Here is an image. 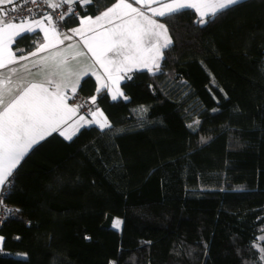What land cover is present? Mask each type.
<instances>
[{
    "label": "trees",
    "instance_id": "16d2710c",
    "mask_svg": "<svg viewBox=\"0 0 264 264\" xmlns=\"http://www.w3.org/2000/svg\"><path fill=\"white\" fill-rule=\"evenodd\" d=\"M158 19L172 41L159 69L135 70L116 100L96 93L110 127L52 133L3 186L0 264H264V0ZM95 92L83 77L78 93Z\"/></svg>",
    "mask_w": 264,
    "mask_h": 264
},
{
    "label": "snow or ice",
    "instance_id": "6c2138e0",
    "mask_svg": "<svg viewBox=\"0 0 264 264\" xmlns=\"http://www.w3.org/2000/svg\"><path fill=\"white\" fill-rule=\"evenodd\" d=\"M64 3L87 5L94 0H63ZM239 0H171L169 3H159V0H117L111 7L107 8L101 15L84 17L80 19V27L71 31L81 37L87 52L95 58V62L104 68L107 73L106 79L111 82L101 84V88H108L112 91V99L116 100L123 94L115 86L117 82L126 77L120 73L136 69H147L153 71L159 69V60L162 58V50L168 48L172 41L168 36V30L164 24L158 23L153 17H171L180 14L184 10L192 9L199 13L198 23L204 24L205 17H215L222 10L231 5H235ZM159 3L158 7H149L151 16L147 15L133 4H153ZM52 8L59 7L57 4L49 3ZM68 16L75 15L72 8L68 9ZM119 20V23H112V17ZM62 16L60 19L63 20ZM44 19H47L51 26V39L49 28L44 26ZM107 22L110 27H104L103 22ZM25 24L29 25L25 27ZM34 24L35 27L31 25ZM43 32L44 43L39 44L36 51L28 56H19L12 51L11 45L17 38H23L29 33L36 34ZM89 33L91 35H87ZM70 35H63L52 22L51 15L43 19L31 21L24 20L21 24L8 23L0 25V69L8 65L16 64L19 60H27L29 56L35 57L38 53L47 49L56 48L57 44H63L65 40H71ZM52 41H55L53 43ZM73 45L60 49L50 56L41 57L37 63L47 64L49 61L56 63L60 68L61 75L68 77L76 76L79 80L81 75L91 72V69L83 73H73L68 67L67 57ZM72 58L84 55L83 52L71 53ZM59 58V60L57 59ZM15 73L16 69H10ZM115 73V75H113ZM95 75V73H92ZM101 79V77H97ZM48 83H52L51 80ZM12 84L11 77L0 80V186L5 184L12 171L20 163L30 149L53 132H59L66 139L71 140L72 135H67L61 130V126L79 110L82 105L70 107L67 105L65 93L61 90V84L55 85V91H50L43 84L32 83L17 95L11 102L5 105L4 96L11 91L8 87ZM64 87H68L67 84ZM71 91L75 93L76 87L72 86ZM99 91V89H98ZM95 97L92 102L95 103ZM91 119L80 116L75 122L76 125H98L99 128H109L110 125L103 113L97 109L90 113ZM82 122V123H81ZM198 124V121H194ZM193 128V125H189ZM193 130H195L193 128ZM73 134H75L73 132ZM114 227H119V221L114 223ZM0 237V243L3 242ZM264 239V237H261ZM264 253V249H261ZM264 260V255L261 256Z\"/></svg>",
    "mask_w": 264,
    "mask_h": 264
},
{
    "label": "crops",
    "instance_id": "0c3cea01",
    "mask_svg": "<svg viewBox=\"0 0 264 264\" xmlns=\"http://www.w3.org/2000/svg\"><path fill=\"white\" fill-rule=\"evenodd\" d=\"M21 1H23V0H0V25L8 24V23H15V24L19 25L24 20L36 21V20H40V19H43L46 16H48L46 13H42V14H38V15H35V16L29 17V18L27 17V18H24L21 20H15V21L7 20L4 17L6 8L12 4H16V3H19ZM47 2H48V4L49 3H53V4L64 3L63 0H47ZM116 2H117V0L112 2L110 5L105 7L102 11H100L96 15L81 16L78 20V23L76 25H73L70 27L61 28L53 22L55 27L61 33V39L63 38V35H65V34L70 35L72 37V39L71 40H65L63 44H57L56 48H54V49H47L43 52H40L35 57L29 56L27 60H19L16 64L8 65L6 68L0 69V80H3L4 78L9 77V76L11 77V80H12V84L8 86L11 88V91L8 92L4 96L5 105L7 103L11 102L17 95H19V93L23 90V88L27 87L28 85H30L32 83L43 84L45 87H48L50 91H55V85L57 83H59V84H61V90L65 93V96H66L65 102L70 107H75V105L72 103V101L70 100L69 97L78 92L80 82L83 79V77H85V76H91L95 82L96 92L93 95H91L90 97L96 98V93L98 92V89H99V91L104 90L109 95V97L112 99V94H113L112 91L109 90L108 88H101V84H108L111 87V82L106 79L107 73L105 72L104 68H102L98 63L95 62V58L92 57L91 53L87 52V49H86V47H84V42L81 39V37L78 35H75L71 30L74 28L80 27V19L81 18H84V17L95 18L96 16L101 15L104 11L107 10V8L111 7ZM128 2L131 3L132 0H128ZM169 2H171V0H159V3H169ZM159 3H153L150 5L149 4H133V7H138L142 11H144L147 15L151 16L152 14H151V12L148 11V8L149 7H158ZM67 4H69V3H67ZM71 5H81V4L74 3ZM81 6H84V5H81ZM196 14L199 16V13H196ZM153 18L156 19V21L158 23L164 24L163 22H161L158 19L159 16H156ZM103 23H104V27H110V25L106 21ZM112 23L113 24L119 23V20H116L115 17L113 16L112 17ZM27 26H29V25L25 24V27H27ZM31 26L35 27L34 24H32ZM44 26L49 28L50 39H51V26L49 25V22L47 19H44ZM38 33L41 36L40 39L38 41L28 45L27 47L13 48L11 45L12 51L16 54L17 57L28 56L29 53L36 51V48L39 46V44L44 43L43 32L38 31ZM87 35H91V34L86 33V36ZM168 36H169V33H168ZM52 42L55 43V41H52ZM69 44L73 45V48L70 50V54L67 57L68 67L71 68L72 72L73 73H83L86 70L91 69V72H88V74L81 75L79 80H77L76 76H74V75L71 77H68L67 75H61L62 70L57 67L56 63H53L51 61H49L46 65L37 63V61L41 57L50 56L52 53H54L60 49L66 48ZM75 52H83L84 55L77 56L75 59H73L71 53H75ZM162 52H163V50H162ZM57 59L59 60V58H57ZM160 61H161V59L159 60V64H160ZM13 68L16 69V72L14 74L10 72V69H13ZM135 70H141V69L133 68L131 71L120 73V75L122 77H126V78H122L117 82V85L115 87L119 89V92L122 93V91L120 89L121 82L125 79H129ZM92 73H95V75H93ZM113 75H115V73ZM98 76L101 77V79L98 80L97 79ZM49 80H51L52 83H48ZM65 84H67L68 87H64ZM72 86L76 87L75 93H73L71 91ZM118 97H120V96H118ZM97 109H99V108L95 107L92 110V112L96 111ZM0 110H2V109H0ZM99 111L102 112L100 109H99ZM103 115H104V113H103ZM80 116H84L85 119H91L92 118L90 114L84 115V114L80 113L79 111H77L71 117V119L67 120L66 124L61 126V130L65 131L67 135H72V137H73L82 127L89 126V125L80 126V125L75 124V122L79 119ZM104 117H105V115H104ZM92 125H95V124H92ZM96 126H98V125H96ZM73 132L75 134H73ZM53 133H58L60 135L59 132H53ZM60 136L63 139L68 140L65 138V136H62V135H60ZM14 170L12 171V173L14 172ZM12 173H11V175H12ZM8 178H7V180H8ZM7 180L5 181V184H6ZM4 185L0 186V192H1Z\"/></svg>",
    "mask_w": 264,
    "mask_h": 264
},
{
    "label": "built area",
    "instance_id": "2783aa9c",
    "mask_svg": "<svg viewBox=\"0 0 264 264\" xmlns=\"http://www.w3.org/2000/svg\"><path fill=\"white\" fill-rule=\"evenodd\" d=\"M59 7L52 8L49 6L47 0H23L14 6L6 8L5 18L7 20H21L24 18L33 17L38 14L46 13L51 15L52 22L58 26H62L63 20L60 18L62 16L66 17L69 8L76 9L74 5L67 3H58ZM77 10V9H76ZM74 11V10H73ZM72 103L77 105H82L79 108V112L88 115L94 109L95 103L92 102V97H86L78 92L69 97ZM12 184V176L7 180L6 186ZM5 195L6 190L0 192V228L3 226L4 222L7 219L8 207L5 204Z\"/></svg>",
    "mask_w": 264,
    "mask_h": 264
},
{
    "label": "rangeland",
    "instance_id": "374dc122",
    "mask_svg": "<svg viewBox=\"0 0 264 264\" xmlns=\"http://www.w3.org/2000/svg\"><path fill=\"white\" fill-rule=\"evenodd\" d=\"M75 8L77 9L76 5H74ZM76 9H73L74 10V13L77 14V10ZM12 21H15V20H12ZM59 27L63 28V24L62 26L60 25ZM164 50V49H163ZM116 221H119V227H115L116 229H120V226H121V218L120 217H115L114 220H113V226H114V223ZM1 237V236H0ZM2 250V246H1V243H0V251ZM110 264H114L113 262H111Z\"/></svg>",
    "mask_w": 264,
    "mask_h": 264
},
{
    "label": "bare ground",
    "instance_id": "6f19581e",
    "mask_svg": "<svg viewBox=\"0 0 264 264\" xmlns=\"http://www.w3.org/2000/svg\"><path fill=\"white\" fill-rule=\"evenodd\" d=\"M11 176H12V175H11ZM11 176H10V177H11ZM10 177H9V178H10ZM9 178H8V179H9Z\"/></svg>",
    "mask_w": 264,
    "mask_h": 264
}]
</instances>
